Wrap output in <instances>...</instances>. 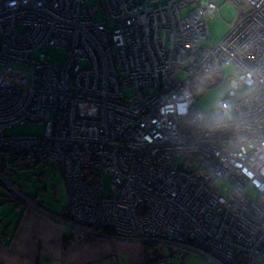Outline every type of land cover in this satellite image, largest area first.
<instances>
[{"label": "built area", "instance_id": "obj_1", "mask_svg": "<svg viewBox=\"0 0 264 264\" xmlns=\"http://www.w3.org/2000/svg\"><path fill=\"white\" fill-rule=\"evenodd\" d=\"M229 1L242 14L211 45L218 0H102L100 21L91 0H0V63L31 69L26 87L0 80L1 184L27 200L10 174L60 165L73 223L175 249L152 264H264V0ZM230 64L227 96L203 111V74ZM17 123L46 132L8 136Z\"/></svg>", "mask_w": 264, "mask_h": 264}, {"label": "rangeland", "instance_id": "obj_2", "mask_svg": "<svg viewBox=\"0 0 264 264\" xmlns=\"http://www.w3.org/2000/svg\"><path fill=\"white\" fill-rule=\"evenodd\" d=\"M93 8L96 12V19L98 21L103 19L102 0H91ZM218 15L209 21L210 29V44L214 45L222 40L231 30L234 22L240 11V7L229 0H218ZM42 52L50 56L51 60L57 64H63L68 58V52L64 50H55L53 47L45 46L41 49ZM9 68L12 69L13 74H9ZM238 71L234 64H230L224 68L222 74L209 73L203 74L202 83L208 84L203 86L205 94L198 100V107L206 112H213V103L221 100L227 96L228 85L226 83L230 76L237 75ZM181 79L185 77L184 73L179 75ZM10 82L19 87H26L30 84L31 69L28 65L22 63H12L10 66L0 63V80ZM201 81V79H200ZM46 132V124H15L12 128L7 130L8 136H23V135H39L43 136ZM11 182L17 186V189L29 196L37 194L40 200L48 204L51 211L55 213H65L70 202V194L68 186L64 177L62 167L60 165H44L40 164L33 168L16 170L14 174L10 175ZM112 178L107 175L105 178V191L107 194L111 193L110 185ZM256 194V192H253ZM226 194V193H225ZM19 204V205H18ZM26 201L23 198L17 197L8 187L0 182V236L4 233L8 224L13 227L19 220ZM22 207V208H21ZM75 224V223H74ZM82 231H76V237L83 241L87 238L98 236H116L114 234L97 233L94 229L82 228ZM99 229V228H98ZM109 229V228H106ZM112 230V229H110ZM113 231V230H112ZM82 236V237H81ZM81 237V238H80ZM119 237V236H116ZM121 238V237H119ZM125 239V238H122ZM123 248L124 255L127 261H131L130 251L134 253L136 262L134 264H143L144 256L142 253V241L126 239ZM73 243V240H72ZM157 249L163 255H171L175 249L157 242ZM150 253V252H149ZM175 254V253H174ZM173 254V255H174ZM152 258L151 254H148ZM120 264H125L124 261L115 256ZM175 264H220L213 258L199 252L189 251L185 257L174 256ZM114 260L113 256L99 259L88 264H111Z\"/></svg>", "mask_w": 264, "mask_h": 264}, {"label": "crops", "instance_id": "obj_3", "mask_svg": "<svg viewBox=\"0 0 264 264\" xmlns=\"http://www.w3.org/2000/svg\"><path fill=\"white\" fill-rule=\"evenodd\" d=\"M36 200L38 204L26 202L13 232L8 224L0 236V264H88L103 258L108 260L112 256L126 260L125 264L136 262L131 251V261H127L126 256H120L125 254L121 247L126 239L95 234V237L85 241L77 237L74 240L76 231L82 229L66 221L63 213H55L48 204L39 202V198ZM71 234L73 243L66 244L64 237ZM142 253L145 264L143 244Z\"/></svg>", "mask_w": 264, "mask_h": 264}, {"label": "trees", "instance_id": "obj_4", "mask_svg": "<svg viewBox=\"0 0 264 264\" xmlns=\"http://www.w3.org/2000/svg\"><path fill=\"white\" fill-rule=\"evenodd\" d=\"M242 9L240 8V11H239V14L237 16V18L239 16H241L242 14ZM237 20V19H236ZM11 175V174H10ZM38 195L37 194H32L29 196H27L32 202L34 203H37V200L36 198ZM38 204V203H37ZM41 204V203H39ZM19 205V204H18ZM67 210H68V207H67ZM63 218L66 220V221H70L73 223V221L69 218L68 216V212L66 211V213H63ZM95 232H100V233H103V234H106V235H109V234H114V231L110 230V229H106V228H99V229H95ZM72 234L69 236V235H65L64 237V241L66 244H70L73 240V237H71ZM157 247V243H151V242H146L143 244V248H144V254H145V264H152V263H156L158 262L159 260H161L165 255H163L159 249L156 248ZM150 252V253H149ZM148 254H151L152 258L149 257Z\"/></svg>", "mask_w": 264, "mask_h": 264}, {"label": "clouds", "instance_id": "obj_5", "mask_svg": "<svg viewBox=\"0 0 264 264\" xmlns=\"http://www.w3.org/2000/svg\"><path fill=\"white\" fill-rule=\"evenodd\" d=\"M231 118L230 112L228 111V106L225 105L224 109H222L220 112H218L214 117H213V124L215 127L219 128L225 125L227 120Z\"/></svg>", "mask_w": 264, "mask_h": 264}, {"label": "bare ground", "instance_id": "obj_6", "mask_svg": "<svg viewBox=\"0 0 264 264\" xmlns=\"http://www.w3.org/2000/svg\"><path fill=\"white\" fill-rule=\"evenodd\" d=\"M29 199V198H28ZM148 243V242H151V243H155L156 241H153V240H144V241H142V244H144V243ZM157 243V242H156ZM235 264H242V262L241 261H239V260H237L236 262H235Z\"/></svg>", "mask_w": 264, "mask_h": 264}, {"label": "water", "instance_id": "obj_7", "mask_svg": "<svg viewBox=\"0 0 264 264\" xmlns=\"http://www.w3.org/2000/svg\"><path fill=\"white\" fill-rule=\"evenodd\" d=\"M23 199H24V198H23ZM24 200H25L26 202H28V203H29V202H32V201H31L30 199H28V198H27V200H26V199H24ZM32 204H33V203H32ZM75 227H78L79 229H81L79 226H76V225H75ZM192 252H197V251H192ZM199 253H201V252H199ZM204 255H205V254H204Z\"/></svg>", "mask_w": 264, "mask_h": 264}, {"label": "flooded vegetation", "instance_id": "obj_8", "mask_svg": "<svg viewBox=\"0 0 264 264\" xmlns=\"http://www.w3.org/2000/svg\"><path fill=\"white\" fill-rule=\"evenodd\" d=\"M76 225V224H75ZM76 226H78V225H76ZM80 227V226H79ZM81 229L83 228L82 226L80 227ZM84 228H86V227H84ZM83 230V229H82ZM95 230V229H94ZM98 233V232H97Z\"/></svg>", "mask_w": 264, "mask_h": 264}]
</instances>
